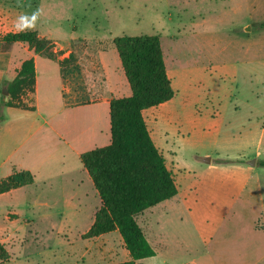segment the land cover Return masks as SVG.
<instances>
[{"label":"rangeland","instance_id":"rangeland-1","mask_svg":"<svg viewBox=\"0 0 264 264\" xmlns=\"http://www.w3.org/2000/svg\"><path fill=\"white\" fill-rule=\"evenodd\" d=\"M2 2L14 7L15 17L31 15L39 9L34 31L40 35L60 41L75 37L92 42L103 40L107 44L98 50L107 51L112 64L115 57L124 82L126 79L110 40L120 36L159 37L174 96L142 114L152 141L173 173L178 196L146 210L137 219L155 251L153 257L143 259L140 264H191L194 260L198 264H264L263 238L227 235L229 228L224 224L214 235V244L206 249L203 235L198 231L199 224L194 223L187 208L190 186L198 180V175L204 184H221L225 173L220 170L233 167L231 161L227 165H217L214 160L208 163L215 157L211 152L217 151L222 156L238 154L245 165V158L256 152L264 158V137L260 150L256 149L257 138L252 140L245 134L235 136L233 132L237 129H227L226 124L229 119L244 121L249 114H264L261 112L264 110V63L255 65V69L247 63L250 54L243 55L241 49L244 43H258L260 57L264 58V29L254 28L251 33H243L241 19L224 14L226 0H198L196 15L188 0H182L186 8L182 13L173 8L175 0ZM261 20L257 17L256 24ZM210 34L213 43L208 40L206 46L205 36ZM242 55L245 60L238 64L235 60ZM70 62H77L75 55L60 61V65ZM116 82L120 84L119 80ZM5 116L11 122L16 120L13 115ZM229 131L233 136L225 135ZM13 138L17 141L18 136ZM216 138L217 146L214 145ZM2 143H5L3 139ZM250 144L253 145L249 147ZM31 145L22 149V154ZM14 146L11 142L0 156L10 154ZM20 155L21 152L13 155L11 162ZM56 156L38 147L35 155L19 157V162L30 169L35 183L11 197L0 198L1 264H86V250L94 256L99 251L98 255L103 256L96 255L98 259L124 260L126 250L118 233L91 239L83 237L91 222L86 192L83 188L70 191L69 187L61 191L60 180L52 178L55 173L52 164H47ZM251 158L250 162L254 160ZM7 168L8 165L0 167V180L9 174ZM206 169L215 171L206 175ZM71 194L79 202L74 198L75 206L67 208ZM183 198H186L184 202ZM65 210L66 214H62ZM200 211L203 213L204 209Z\"/></svg>","mask_w":264,"mask_h":264},{"label":"crops","instance_id":"crops-1","mask_svg":"<svg viewBox=\"0 0 264 264\" xmlns=\"http://www.w3.org/2000/svg\"><path fill=\"white\" fill-rule=\"evenodd\" d=\"M2 1L0 0V86L2 85L0 94L2 95V91L5 90L3 82L11 81L16 76L22 62L30 58L34 62L35 86L34 92L23 98V101L32 106L34 110L15 107L2 108L5 115H13L16 120L11 122L5 116V120L0 124V147H2L0 154H3V148L11 142L15 144L10 154L4 158L0 156V160L2 158L0 167L8 165L9 174L7 176L20 170L30 172V169L19 162V157L35 155L38 147L58 155L50 158V163H47L53 166L55 173H52V178L60 180L63 192L66 190L65 187H69L70 191L74 192L81 191L83 188L82 190L86 192V204L91 209V226L100 206V199L90 176L82 167L80 157L85 152L110 143L109 102L113 98L130 96V88L128 83H125L127 81H123L115 57H113L114 64H112L110 54L107 51L98 50L107 44L101 39L92 42L88 38L75 37L60 41L37 33L52 42L53 52L57 54L55 61L35 54L32 49L22 43H14L3 50L1 37L6 33L16 32L14 25L17 17L14 14V7L5 5ZM188 1L192 13L196 15L198 0ZM175 2L176 5L173 4V8L180 13L184 12L186 8L182 0H175ZM223 10L225 15L241 19L243 33H251L254 28L264 29L259 26L254 27L264 22V0H226ZM257 17L262 20L256 24ZM205 37L206 46H208V40L213 43L211 34ZM113 39L110 40L111 44H113ZM241 49L243 55L244 53L250 54L247 63L252 64L254 68L255 65L264 63V58L260 57L261 46L258 43H244ZM72 55H75L77 62L60 65V61ZM243 55L241 58H236L235 61L238 64L244 62ZM228 61L227 63H230V60ZM120 69L122 70V67ZM167 75L170 78L168 72ZM116 80L120 81L119 85ZM3 100L6 101L5 98ZM261 112L264 113V110ZM226 124L227 129H237L233 132L235 136L245 134L252 140L257 138L256 149L260 150L261 140L264 137V114L259 113L257 116L249 114L244 121H238V119L230 121L229 119ZM227 134L233 136L231 131L225 133ZM14 136H18L17 141L13 138ZM218 138L214 140L215 146L219 141ZM2 139L6 144L2 143ZM31 143L30 149L22 154V149L30 146ZM252 145L250 144L249 147ZM17 152H21V155L11 162L12 156H16ZM211 154L215 157L209 159L208 163L214 160L217 165H227L231 161L230 164L233 167L220 170L225 173V180L221 184H204L202 176L198 175V180L190 186L191 196H189L187 208L194 223L199 224L198 231L200 235H203L202 242L205 248L209 250L214 244V235L223 224L229 228L227 235H249L255 239L261 237L264 240V167L258 165V161L264 158L259 157L256 152L254 156L245 158L247 161L245 165V162L241 160L243 157L238 154L228 156V153H225L226 155L222 156L217 151ZM251 157L254 163L255 159H258L256 165L250 162ZM239 159L240 163L232 162ZM54 167L58 170L56 171ZM214 171L215 169H206L205 174L210 175ZM34 183L0 194V198L2 196L11 197L18 190L33 186ZM68 198L70 203H67V208L75 206L74 198L79 202L74 194ZM185 200L186 198L182 199L183 202ZM76 206L80 208L79 205ZM200 209H204V212L201 213ZM143 213L138 215L137 219ZM62 214H66V210ZM235 226L237 228H234ZM238 229L240 232L237 231ZM113 232L117 233V231ZM97 252V256H103L98 255L99 251ZM84 253L88 254L87 263L89 264L119 263L108 258L106 260L95 258L96 255H92L89 250ZM128 259L126 251L125 259L120 262ZM191 264L198 263L194 260Z\"/></svg>","mask_w":264,"mask_h":264},{"label":"trees","instance_id":"trees-1","mask_svg":"<svg viewBox=\"0 0 264 264\" xmlns=\"http://www.w3.org/2000/svg\"><path fill=\"white\" fill-rule=\"evenodd\" d=\"M259 28H264V22ZM1 41L3 50L14 43H22L37 55L57 60L52 42L34 30L9 32ZM112 43L131 94L109 102L110 143L80 157L100 199L93 222L83 237L91 239L117 231L129 259L116 264H140L139 261L153 257L155 251L138 224L137 216L177 194L172 172L152 141L142 112L171 100L174 90L158 36H120ZM34 86V62L30 58L22 62L11 81L3 82L8 96L6 101L3 100L5 96L0 97V124L5 120L3 107L34 110L23 101L26 95L34 92ZM258 165L264 167V160H259ZM33 182L34 176L29 171H15L0 180V194Z\"/></svg>","mask_w":264,"mask_h":264},{"label":"clouds","instance_id":"clouds-1","mask_svg":"<svg viewBox=\"0 0 264 264\" xmlns=\"http://www.w3.org/2000/svg\"><path fill=\"white\" fill-rule=\"evenodd\" d=\"M39 15L40 10L37 9L35 12L31 13V15L21 14L17 17L14 25L17 33L35 30Z\"/></svg>","mask_w":264,"mask_h":264},{"label":"water","instance_id":"water-1","mask_svg":"<svg viewBox=\"0 0 264 264\" xmlns=\"http://www.w3.org/2000/svg\"><path fill=\"white\" fill-rule=\"evenodd\" d=\"M2 95H4L5 96V99H7L8 93H7L6 90H3L2 91ZM251 162L254 163V161H251Z\"/></svg>","mask_w":264,"mask_h":264}]
</instances>
